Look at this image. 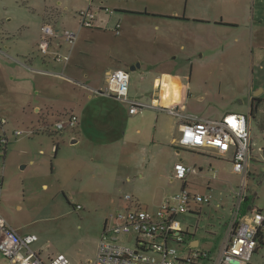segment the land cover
I'll return each mask as SVG.
<instances>
[{
	"label": "rangeland",
	"instance_id": "374dc122",
	"mask_svg": "<svg viewBox=\"0 0 264 264\" xmlns=\"http://www.w3.org/2000/svg\"><path fill=\"white\" fill-rule=\"evenodd\" d=\"M221 2L89 0L91 10L99 12L98 27L79 30L72 7L63 10L64 5L59 6L58 0H0V49L10 47L22 62L31 64L32 53L25 55L27 51L22 48L27 40L24 31L38 17L47 14L55 20L52 23L55 29L64 23L67 28L64 30L77 36L73 47L63 37L49 40V53L56 51L69 57L67 70L61 64L55 66L51 57L33 52L39 58L40 70L49 76L37 77L39 88L31 94L12 93L14 83L8 81L9 73L0 72L1 81H6L9 87L0 105V140L6 141L0 145V176L4 181L0 213L21 236L34 238L31 246L34 252L43 258L63 254L72 264H88L95 256L107 218L130 206L124 196L132 197V206L155 212L164 199L181 190L183 182L172 178L173 166L180 161L197 171L187 176L186 190L210 196L211 200L199 206L197 213L181 215L177 221L183 230L195 236L200 248L218 250L243 179L233 172L230 154L226 158L203 154L179 149L173 143L180 134L174 129L179 121L164 111L170 96L175 97L179 112L186 119L207 116L215 120L229 112L249 115L255 155L250 161L247 194L253 209L264 210V94L257 114L251 117L248 89L243 88V67L225 55L227 37L212 21L222 11ZM99 6L114 14L107 16ZM99 19L104 21L99 23ZM15 22L23 29L19 26L18 31L11 32ZM117 23L121 26L119 36L114 32ZM134 65L139 68L129 71ZM119 68L130 73L129 100L146 105L155 97L153 80L165 76L158 90V108H144L143 121L131 120L129 104L103 94L105 72ZM250 95L252 98L253 92ZM35 105L41 109L40 113L34 112ZM81 109L90 114L84 124L92 134L89 138L98 145L100 141L112 143L103 147L104 163L97 160L98 169H94L95 174H101L106 190L84 198L70 196L63 187L77 190L88 183L92 171L85 167L75 173L59 160L61 156L69 157L66 153L61 155L68 133L54 129L61 115L77 114ZM125 131L124 141L133 144L136 149L131 150L136 153L148 140L147 136L154 137V144L142 155L145 160L141 165L118 164L127 149L121 141H115L123 138ZM16 132L21 135L15 136ZM56 147L61 150L59 157L55 155ZM0 264H9L1 254ZM248 264H264V246L257 248Z\"/></svg>",
	"mask_w": 264,
	"mask_h": 264
},
{
	"label": "built area",
	"instance_id": "2783aa9c",
	"mask_svg": "<svg viewBox=\"0 0 264 264\" xmlns=\"http://www.w3.org/2000/svg\"><path fill=\"white\" fill-rule=\"evenodd\" d=\"M105 12H109L107 9ZM81 28L94 27V14L90 10L78 15ZM120 25L114 27L119 33ZM45 36L40 44L42 55H48L49 40L56 36L50 25H43ZM62 37L72 46L76 35L64 31ZM57 62L66 64L68 56L54 54ZM130 73L117 69L106 77L104 95L129 104V114L134 115L148 105L131 101L128 97ZM179 121V138L174 144L179 149L226 158L230 154L232 170L242 176V187L236 194V204L231 221L228 223L223 241L215 252L200 248L193 243V234L183 230L177 221L181 215L197 213V208L210 203V196L191 194L186 190V178L196 169L186 167L182 162L173 166L172 178L183 182L181 190L164 199L155 212L132 206V197L124 196L130 204L107 218L103 226L94 258L88 264H248L258 247L264 246V210H255L251 205L241 212L247 194V176L250 161L255 151L250 139L249 116L243 113H230L219 120L186 119L179 112L177 103L164 109ZM78 125V117L69 114L54 123V129L62 132ZM16 132L15 136H20ZM6 141L0 140V145ZM179 151V150H178ZM3 179L0 176V194ZM250 204V203H249ZM32 236H21L0 215V254L9 264H72L63 254L43 258L32 250Z\"/></svg>",
	"mask_w": 264,
	"mask_h": 264
},
{
	"label": "crops",
	"instance_id": "0c3cea01",
	"mask_svg": "<svg viewBox=\"0 0 264 264\" xmlns=\"http://www.w3.org/2000/svg\"><path fill=\"white\" fill-rule=\"evenodd\" d=\"M88 2L89 0H58V5L59 6L61 4L64 5L63 10L72 7V10L74 11V13H76V16L81 11L90 10L94 14V27H96L97 26L96 19H98L99 12H95L91 10V5H89ZM221 7H222V11L217 10L218 16L212 21L213 23H215L216 27H218L217 30L227 37L224 43L223 52L225 53V55L231 57L230 61L238 62V64L243 67V73L245 74V76H243V88L248 89L246 90V95L248 98L250 97V101L252 98L261 99V97L264 94V0H229L228 2H226V0H223V2H221ZM98 9H100L105 14H107V16H112L114 14L113 11L108 10L107 8L104 9L99 6ZM106 9L109 12H105ZM58 15L59 12L58 10H56L54 16H56L57 18ZM191 19L199 20V22L201 20L208 24L211 22L210 20H204L206 18H191ZM217 19H220V21L218 22L220 24L218 25L216 24ZM99 20H100L99 23H102L104 21L103 19H99ZM186 20H189V18ZM77 22H78V18H77ZM52 23H56L55 20L51 19V17L45 14L42 16V18L41 17L36 18L35 22L32 23L31 27L25 29L24 32H26L25 37L27 38V40L23 43L22 48L27 51L25 55H30V52L32 53L31 55L32 57L30 59L31 64L19 60L18 57L15 56L17 55V52L12 50L10 47L5 46L4 49L2 48L0 49V72L9 73L10 78L8 79V81L14 83L11 89L12 93L16 92L20 94H25L27 92V94H31V91L39 88L38 85L36 84L37 77L49 76L47 72L40 70L39 58L37 54L36 56H34L33 52L35 51L41 53L40 44L45 38L42 32V27L43 25H50L51 27H53ZM19 26L20 24L18 25L15 22L14 25H11L10 31L11 32L18 31ZM60 27L63 30L67 29L64 26V23H60L59 28ZM59 28L55 29L53 27V29L56 32V36L53 38L62 37V33L64 31H68V30H64V31L62 30L60 32V30H58ZM80 28L81 27H79V30ZM21 29H23V27L20 26V30ZM120 30H121V26L119 28V33L118 34L115 33L116 36L120 35ZM74 44L71 47H73ZM56 53H57L56 51L51 52L46 56L52 58L55 66L56 63H58L61 64V68L63 70H67L68 62L64 64L62 62L55 61L53 55ZM237 53H239L238 57H237ZM134 67L136 66L134 65ZM138 68L139 66L136 67L135 70ZM119 69L126 70L123 68H119ZM110 72L112 71H106L105 76L107 77V75ZM17 73H22V74L19 75V77L17 78L16 77ZM51 76L62 77L61 75H56V74H52ZM164 77L165 76H163V78ZM163 78L162 79L155 78L153 80L152 86L156 91V93L154 94L155 97H152L151 99V104L148 105L147 107H152L154 109L158 108L159 102L157 99V95H158V90L162 88V84L164 83ZM1 80H2V76L0 77V105L4 102L7 93H9V87L6 84V81L2 82ZM257 89H259V92L256 91ZM128 92H129V86H128ZM250 92H253L252 98ZM33 110L34 112H39V113L41 112V109H39V106L37 105L34 106ZM230 113H243V112L225 113L222 116L220 115L219 118L215 120H219L224 115ZM70 114H75L78 117V125L76 128L72 130L69 129H66L67 131L64 130L65 133L66 132L68 133V140H67L68 142L66 144H63L64 149L61 155H65L66 153V155L69 157L64 158L61 156L62 158L60 157L59 160L61 162H64L71 169H74L75 173H80L82 169L85 167L89 168L92 171V173L88 176V178L90 177L88 183H85L84 185L82 184L77 188V190H71V188H67V187H63V190L68 194H70V196L79 195L82 198L91 197L94 194L98 195V193H104V191L106 190V186L103 182L101 174L99 173L95 174L94 169H98V167L96 166V163H98L97 160L101 159V161L103 162V158L101 157L103 147H109L110 145H112V143H110V141L109 142L100 141L99 143L101 144L98 145L97 142H94L89 138L91 137L92 134L89 133V130L84 126V124L86 123L87 117L90 116V114H88L85 111V109L84 110L81 109L77 114L73 112H71ZM249 114H250V107H249ZM129 115L131 117V120L136 122L143 121L146 118L145 114L143 113V110L137 114L134 115L129 114ZM62 116H64L63 118L66 117V115H61L58 119H60ZM58 119L56 121H59ZM196 120H213V119H209L207 116H202ZM157 121L158 119H156V123ZM179 126L180 124L178 122L174 127V129H176L178 132L180 129ZM137 131L138 134L142 133L141 129ZM124 134H125L124 137L119 140H116L115 143L121 141L123 147L127 149V151L128 149L129 151H132L131 150L132 148L136 149L135 147H133V144H130L131 145L130 147L128 141L127 143L124 141L125 137H127L126 131ZM147 137H149L148 140L146 141L145 144L140 145V149H139L140 151H138V153H136L134 150H133L134 152L132 151L128 153L125 150L126 151L124 156L125 158H123V160L119 159L118 164L121 163L123 166H126V164L128 166H131V165H135L136 163L138 164L140 162L139 165H141L145 160V158L142 155H144V153L147 152L150 145L154 144V140H153L154 137L152 136H147ZM174 141L176 140L174 139L173 143ZM60 151L61 150L59 147L55 149L56 157L60 156ZM178 152L179 151H177V153ZM139 153L141 156L139 155ZM89 183L91 184L90 186L87 185ZM3 186H4V181L2 184L0 197L4 192ZM43 188L45 189L47 188V186L43 185ZM114 202L115 201L112 200L111 203L113 204ZM0 215L7 222L6 218L1 213ZM14 230L18 233L16 229ZM193 243L194 246L198 244V241L196 240L195 236L193 238Z\"/></svg>",
	"mask_w": 264,
	"mask_h": 264
},
{
	"label": "trees",
	"instance_id": "16d2710c",
	"mask_svg": "<svg viewBox=\"0 0 264 264\" xmlns=\"http://www.w3.org/2000/svg\"><path fill=\"white\" fill-rule=\"evenodd\" d=\"M262 101H263V100L258 99V98H252V99H251V101H250V105H249V107H250V116H251V117H254V116L257 114L258 109H259V107H260ZM56 149H57V147H56ZM3 151L5 152V149H4ZM249 205H250V204H249V199L247 198V199L245 200V203L241 205V212H242V213L246 212V210H247V208L249 207Z\"/></svg>",
	"mask_w": 264,
	"mask_h": 264
},
{
	"label": "bare ground",
	"instance_id": "6f19581e",
	"mask_svg": "<svg viewBox=\"0 0 264 264\" xmlns=\"http://www.w3.org/2000/svg\"><path fill=\"white\" fill-rule=\"evenodd\" d=\"M167 87H165V92L167 91ZM173 103H176V99H175V97L174 96H170L169 98H168V106H170V105H172ZM62 118V117H61Z\"/></svg>",
	"mask_w": 264,
	"mask_h": 264
},
{
	"label": "water",
	"instance_id": "95a60500",
	"mask_svg": "<svg viewBox=\"0 0 264 264\" xmlns=\"http://www.w3.org/2000/svg\"><path fill=\"white\" fill-rule=\"evenodd\" d=\"M138 66H139V65H137L136 67H138ZM136 67L131 66L130 69H129V71H134Z\"/></svg>",
	"mask_w": 264,
	"mask_h": 264
}]
</instances>
